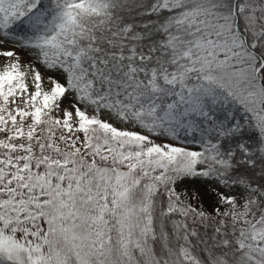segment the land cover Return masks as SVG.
I'll return each mask as SVG.
<instances>
[{
  "label": "snow or ice",
  "instance_id": "obj_1",
  "mask_svg": "<svg viewBox=\"0 0 264 264\" xmlns=\"http://www.w3.org/2000/svg\"><path fill=\"white\" fill-rule=\"evenodd\" d=\"M0 264H264V0H0Z\"/></svg>",
  "mask_w": 264,
  "mask_h": 264
}]
</instances>
